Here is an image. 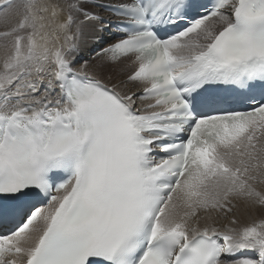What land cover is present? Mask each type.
<instances>
[{
    "label": "snow or ice",
    "instance_id": "obj_1",
    "mask_svg": "<svg viewBox=\"0 0 264 264\" xmlns=\"http://www.w3.org/2000/svg\"><path fill=\"white\" fill-rule=\"evenodd\" d=\"M10 15L0 264H264V219L234 212L264 208V0H0Z\"/></svg>",
    "mask_w": 264,
    "mask_h": 264
},
{
    "label": "bare ground",
    "instance_id": "obj_2",
    "mask_svg": "<svg viewBox=\"0 0 264 264\" xmlns=\"http://www.w3.org/2000/svg\"><path fill=\"white\" fill-rule=\"evenodd\" d=\"M18 20V17L15 15H10L7 19L0 18V32L6 31L8 28L13 26ZM108 34H105L107 36ZM118 39V38H117ZM63 40V36L61 35V41ZM115 40V39H113ZM103 46V45H102ZM105 46V44H104ZM99 49H97L98 51ZM87 54V53H85ZM3 55V50L0 49V56ZM94 55V53H93ZM128 65L127 70L131 71L133 70V66L130 65L129 59L125 58L122 59L121 62L117 65H114V70H119L122 66ZM122 78V77H121ZM129 87H134L137 89V91H140L142 88L136 86V85H129ZM254 187L257 189V191L264 192V183L256 182L254 184ZM236 217L238 218L239 222L241 224H250L253 221H259L260 219H264V208H261L256 205H252L250 202H244L241 201L238 204L237 209L234 210ZM228 223L227 220H222L218 222V226H222L223 224Z\"/></svg>",
    "mask_w": 264,
    "mask_h": 264
},
{
    "label": "rangeland",
    "instance_id": "obj_3",
    "mask_svg": "<svg viewBox=\"0 0 264 264\" xmlns=\"http://www.w3.org/2000/svg\"><path fill=\"white\" fill-rule=\"evenodd\" d=\"M0 29H1V28H0ZM97 49H98V48H97ZM90 55H93V53H91V54H89V53L85 54V58H89ZM127 71H129V70H127ZM254 184H255V183H254ZM222 220H223V219H221L220 221H222ZM220 221H219V222H220Z\"/></svg>",
    "mask_w": 264,
    "mask_h": 264
}]
</instances>
